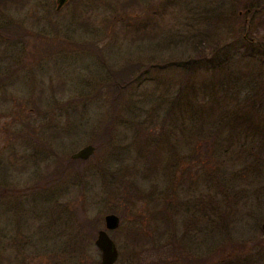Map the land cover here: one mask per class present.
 Instances as JSON below:
<instances>
[{
	"label": "rangeland",
	"instance_id": "1",
	"mask_svg": "<svg viewBox=\"0 0 264 264\" xmlns=\"http://www.w3.org/2000/svg\"><path fill=\"white\" fill-rule=\"evenodd\" d=\"M246 1L6 0L0 264H100L107 214L118 218L113 264H264V137L240 111L264 84V9L244 36L234 8ZM128 65L141 77L110 143L49 182L107 118L106 69ZM256 109L263 121L264 99ZM141 130L154 135L152 163ZM79 214L96 220L94 236Z\"/></svg>",
	"mask_w": 264,
	"mask_h": 264
},
{
	"label": "trees",
	"instance_id": "2",
	"mask_svg": "<svg viewBox=\"0 0 264 264\" xmlns=\"http://www.w3.org/2000/svg\"><path fill=\"white\" fill-rule=\"evenodd\" d=\"M6 3V0H0V7H4ZM131 4V2L126 4V7H128ZM264 9V6L257 3V1L254 0H248L244 2H239L237 6L234 8V16L236 18L237 23H240L243 27L242 34L245 36L247 34L246 28L252 23V22H259L258 16L260 12ZM16 35H8V39H11L15 37ZM259 44H264L261 40H259ZM201 48V47H200ZM199 48V49H200ZM57 49V48H56ZM56 51V50H55ZM107 76L108 80L105 84L106 87V93H107V118H104L100 123L98 124L97 130L95 131V137L92 141V146L95 148V152H100L103 150L111 141L112 139V132L114 127L115 118L118 115L120 104L124 101L127 93L130 91L131 86L136 83L137 79L141 77V69H139L136 65H128L125 67H122L118 70H113L111 68H107ZM134 74V75H133ZM264 99V84L259 88L257 92H255L253 95H251L249 98L245 100V102L240 107V111L245 113V119L248 117V114L250 115L251 121L260 123L261 126H252L251 125V134L253 136H256L257 133H252V131L258 130V138L264 137V120L262 119H255L254 116L257 115V109L253 110V107L255 105L256 100ZM199 110H200V119L204 122H210L212 121V104L209 100H202L200 98L198 104ZM254 118V119H253ZM247 121V119H246ZM241 123V122H239ZM236 128H240V125H236ZM246 126L248 127L247 123ZM154 135L148 131V133L143 132L141 130L139 134V141H142L144 143V151L146 153V157L152 163L151 156H156V159H158V155L156 152L155 147L152 144L151 139H153ZM84 163L82 160H72L71 158H68L67 161H61L59 160L57 165L53 168V172H51L47 177L48 179H51L49 182H54L57 180H61L65 176V171L70 168L71 164H74L73 167L75 172H79L78 168L79 164ZM72 169V168H71ZM153 169V167H152ZM5 189H0V197H3L7 193ZM76 219L78 220V224L80 227L85 228L89 231V233L93 234L95 231V222L94 219H87L83 216V214H79L76 216Z\"/></svg>",
	"mask_w": 264,
	"mask_h": 264
},
{
	"label": "water",
	"instance_id": "3",
	"mask_svg": "<svg viewBox=\"0 0 264 264\" xmlns=\"http://www.w3.org/2000/svg\"><path fill=\"white\" fill-rule=\"evenodd\" d=\"M66 0H56V10H59ZM264 41V35L262 36ZM94 151L93 146L86 145L77 152L70 155L73 160H86ZM118 226V218L113 214H107L103 217V230H99L94 240V246L100 254V264H113L116 260L117 251L111 239L107 235V231H112ZM261 231L264 238V223L261 225Z\"/></svg>",
	"mask_w": 264,
	"mask_h": 264
}]
</instances>
